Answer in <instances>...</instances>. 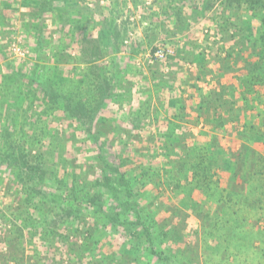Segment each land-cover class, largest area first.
Returning <instances> with one entry per match:
<instances>
[{"label": "trees", "instance_id": "1", "mask_svg": "<svg viewBox=\"0 0 264 264\" xmlns=\"http://www.w3.org/2000/svg\"><path fill=\"white\" fill-rule=\"evenodd\" d=\"M35 1L41 16L52 3ZM165 6L178 34L211 21L214 41L224 51L217 82L227 73L236 82L206 92L192 85L194 122L202 119L213 133L207 141L185 143L178 131L185 106L175 98L168 105L178 114L164 117L161 131L146 143L136 135L145 115L136 111L118 121L111 114L116 96L109 72L90 62L103 57L110 39L117 40L112 29L85 43L91 49L82 52L81 72L64 76L60 54L54 66L34 75L31 96L19 94L28 108L43 107L38 117L30 123L23 116L19 128L0 131V181L5 173L10 216L19 224L0 235L2 264H45L60 247L67 259L60 264H201L200 252L208 254L206 264H264V152L255 148L264 146V0H166ZM183 51V59L191 53ZM188 56L196 80L210 74L202 52ZM172 84L157 82L156 92ZM156 99L163 100L159 94ZM42 117L67 121L71 130L50 127ZM235 123L240 148L231 154L218 133ZM132 138L137 144L129 145ZM218 170L229 173L225 187ZM194 192L203 199L196 200ZM192 216L198 227L191 230ZM24 231L46 250L34 246L26 257Z\"/></svg>", "mask_w": 264, "mask_h": 264}, {"label": "rangeland", "instance_id": "2", "mask_svg": "<svg viewBox=\"0 0 264 264\" xmlns=\"http://www.w3.org/2000/svg\"><path fill=\"white\" fill-rule=\"evenodd\" d=\"M165 1L142 0L135 5L132 0H47V3H52L48 11L41 16L35 0H0V96L5 95L7 99L5 102L0 99V131L2 127H7L9 131L14 127L19 128L23 116H26L30 123L38 117L43 107L37 103L28 108V102H23L19 98L20 93L28 97L35 91L36 84H31L34 75L54 66V60L58 59L60 54L64 56V60L66 59L65 63L59 65L64 76L70 77L81 72L86 67L83 65L82 52L91 49V45L86 49L85 43L95 42L98 40V33L112 29L117 40L110 39L103 49L105 51L103 57L99 60L91 59L90 62L102 69V72L105 70L109 72L107 83L113 87V94L116 96V102L109 110L111 114L118 118V121L121 118L128 119L129 115L136 111L145 115V118L141 119V127L136 135L146 143L155 132L161 131L164 117L169 118L178 114L177 107L168 105V101L175 98L181 100L185 106L181 122L183 128L178 129L180 134L186 135L184 142L190 145L207 141L213 129L202 119L194 122L192 109L197 97L192 85L206 92L214 87L217 89L218 84L234 85L236 82L230 77V73L222 76L219 79L220 83L217 82L220 67L218 63L224 57V51L220 47L222 45L214 41V25L211 21L201 20V25L192 26L187 34H178L173 30V17L170 16L171 11L165 6ZM157 49L167 52L163 61L154 57ZM183 50L190 51V55L202 52L208 61L207 71L209 70L210 74L196 80L197 68L188 62L192 56L188 54L184 59L181 58ZM218 55L221 57H217ZM119 70L122 73L121 80L118 78ZM160 80L167 84H172L168 80L174 83L172 87L166 85L164 90L156 92L155 83L161 82ZM158 94L164 101L156 99ZM37 95L40 98L41 94ZM140 103L148 107L143 105L141 107ZM59 113L56 112L54 116L60 118ZM42 119L48 122L50 127L71 130L67 121L58 122L51 117ZM122 125L127 126L125 123ZM72 126L76 124L73 123ZM234 126L226 125L223 131L218 133L220 145L231 154H236L240 148L235 133L240 125L235 123ZM197 129H205L208 136L204 131L200 132ZM77 131L78 135L82 134L81 129ZM136 141L132 138L129 145L135 144ZM47 143L48 140L43 141V148H46ZM83 148L89 147L84 145ZM255 148L264 152V146L260 144ZM78 156L82 158L84 154L80 153ZM152 160L160 163L161 159L156 157ZM217 175L221 187H225L229 173L218 170ZM1 178L3 181L2 183L0 181V235L7 228L19 225L10 216L11 202L4 190L6 186L4 181H7L5 173ZM194 196L198 201L203 199L201 193H195ZM205 209L211 212L212 205L208 203ZM197 227L198 220L192 216L189 228L192 230ZM23 243L26 257L32 254L34 246L40 253L46 250V246L36 236L26 231ZM3 248L5 244L0 242V251ZM52 253L54 259H45V264H60L61 260L66 262L62 247L60 250L49 252L48 255ZM201 253L203 252H200V263L206 264L204 260H207L208 254L203 257ZM2 259L3 256L0 255V264Z\"/></svg>", "mask_w": 264, "mask_h": 264}, {"label": "built area", "instance_id": "3", "mask_svg": "<svg viewBox=\"0 0 264 264\" xmlns=\"http://www.w3.org/2000/svg\"><path fill=\"white\" fill-rule=\"evenodd\" d=\"M19 50V49H18ZM167 52H164L163 50L161 49H157L155 52H154V57L157 59V60H160V61H163V59L165 58Z\"/></svg>", "mask_w": 264, "mask_h": 264}, {"label": "crops", "instance_id": "4", "mask_svg": "<svg viewBox=\"0 0 264 264\" xmlns=\"http://www.w3.org/2000/svg\"><path fill=\"white\" fill-rule=\"evenodd\" d=\"M198 128H200V127H198ZM200 129H201V128H200ZM197 131H200V132H203V131H204V132L206 133L205 135L208 136V133H207V131H205V129H202V130H198V129H197ZM209 133H210V132H209ZM210 134H211V133H210Z\"/></svg>", "mask_w": 264, "mask_h": 264}]
</instances>
